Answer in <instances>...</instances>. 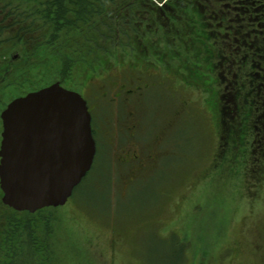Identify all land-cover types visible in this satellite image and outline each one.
Instances as JSON below:
<instances>
[{"label": "rangeland", "instance_id": "rangeland-1", "mask_svg": "<svg viewBox=\"0 0 264 264\" xmlns=\"http://www.w3.org/2000/svg\"><path fill=\"white\" fill-rule=\"evenodd\" d=\"M148 1L161 7L169 0ZM189 29L169 31L161 39L160 33H147L157 45L143 55L129 34L120 35L124 51L116 48L120 39L114 41L118 44L101 60L103 70L61 84L89 100L98 90L110 96L121 86L139 87L122 108L93 109L100 122L111 112L114 123L123 121V110L131 112L136 139L115 143L109 137L111 144H99L83 195L48 208L53 252H35L34 264H264V154L253 156L254 162L247 143L233 148L223 125L228 116L253 110L247 101L255 104V94L246 97L245 89L252 77L233 74L244 99L238 100L228 79L205 93L202 81L191 77L204 70L205 55L199 51L204 41ZM215 47L227 53L225 39ZM8 56L17 58V52ZM32 72L41 85L48 81L37 69ZM222 88L226 100L220 98ZM31 91L30 84L23 87L25 94ZM17 95L16 87H7L2 100L8 103ZM241 99H246L243 105ZM252 117L251 112L247 134ZM120 149L136 151L147 163L140 168L119 163Z\"/></svg>", "mask_w": 264, "mask_h": 264}, {"label": "trees", "instance_id": "trees-1", "mask_svg": "<svg viewBox=\"0 0 264 264\" xmlns=\"http://www.w3.org/2000/svg\"><path fill=\"white\" fill-rule=\"evenodd\" d=\"M186 25L191 27L187 32L195 38L200 34L204 41V47L202 42L199 45L205 55L204 70L196 76L191 73V77L202 81L205 93L211 92L214 84L220 88L223 79L234 81L231 91L235 90L233 74L243 79L252 77V84L245 89L246 97L255 94V104L247 101L253 110L248 109L245 116L230 113L223 125L233 148L242 149L247 143L249 157L259 156L264 149V0H169L161 7L148 0H0V107L11 101L2 100L7 87H16L22 96L26 84L35 91L47 86L49 79L69 84L77 74L86 77L97 68L103 70L101 60L110 55L111 46L119 42L116 48L124 51L120 35L129 34L137 54L143 55L157 45V41L145 37L147 33H160L161 39L181 32ZM224 39L226 54L215 47ZM11 51L17 52V58L8 56ZM33 69L47 75L48 81L41 85L43 80L34 78ZM240 91L235 90L238 95ZM220 92V98H224V89ZM243 99L240 105L246 101ZM222 106L224 109L228 105ZM84 181L85 177L74 188V200L83 195ZM47 211L18 213L0 200V264H34L35 252H53L48 238L51 215Z\"/></svg>", "mask_w": 264, "mask_h": 264}, {"label": "water", "instance_id": "water-1", "mask_svg": "<svg viewBox=\"0 0 264 264\" xmlns=\"http://www.w3.org/2000/svg\"><path fill=\"white\" fill-rule=\"evenodd\" d=\"M64 93L75 101L70 139L68 116L55 105ZM9 103L19 111L0 117L1 203L29 214L63 206L90 170L95 155L85 100L56 81ZM50 176L56 177L54 185L48 183ZM32 177L39 179L32 182Z\"/></svg>", "mask_w": 264, "mask_h": 264}, {"label": "flooded vegetation", "instance_id": "flooded-vegetation-1", "mask_svg": "<svg viewBox=\"0 0 264 264\" xmlns=\"http://www.w3.org/2000/svg\"><path fill=\"white\" fill-rule=\"evenodd\" d=\"M139 90H140L139 87L130 89V88L121 86L118 89L119 92H117L116 94H112L110 96H108L105 90H98V92H96V94H94V96L92 97L91 99L93 100L92 102L88 98L90 97L89 95L87 99L81 96L86 102L87 109L91 117V122H90L91 133L95 141L94 157L98 153L100 143H104L105 145V141H106L108 144H111L109 142V137H112L115 143H122L123 138L126 140L136 139V134H135L136 126L131 121L132 119L131 112H126L125 110H123L124 111L123 121L115 122L116 123L115 124L114 122L109 120L113 118L114 113L111 112V114L109 115V119L104 120L103 122H100L97 120V118L95 120L93 109H97L99 111L101 110L111 111V108H112V106H110L111 104H116V105L118 104L119 106L121 105V108H122V104L124 106L127 105L128 102L130 101V98L137 95ZM103 98L105 99V101L102 100ZM107 128L113 131V133L112 134L109 133ZM261 154L259 155L260 158L262 157ZM117 159H118V162L121 164H124V165L133 164L138 168L142 167L144 163H147L146 159H143L136 151L129 150V149H124V150L120 149V151L117 154ZM93 164H94V159H93L92 165Z\"/></svg>", "mask_w": 264, "mask_h": 264}, {"label": "snow or ice", "instance_id": "snow-or-ice-1", "mask_svg": "<svg viewBox=\"0 0 264 264\" xmlns=\"http://www.w3.org/2000/svg\"><path fill=\"white\" fill-rule=\"evenodd\" d=\"M74 99L69 96L67 93L61 94V97L55 101V105L57 108L65 112L68 116V122L66 125V134L69 137V139L72 136L73 130H74V120H73V110H74ZM15 109V110H14ZM19 111V108L14 106L12 103H9L6 105L3 109H0V117L5 116V114H8L10 117L16 115V113ZM2 127H0V131H2ZM3 154L0 153V156ZM32 182H35L38 180V177H32L30 178ZM56 182V177L50 176L48 177V183L49 185H54Z\"/></svg>", "mask_w": 264, "mask_h": 264}, {"label": "built area", "instance_id": "built-area-1", "mask_svg": "<svg viewBox=\"0 0 264 264\" xmlns=\"http://www.w3.org/2000/svg\"><path fill=\"white\" fill-rule=\"evenodd\" d=\"M155 3H157V2H155Z\"/></svg>", "mask_w": 264, "mask_h": 264}]
</instances>
